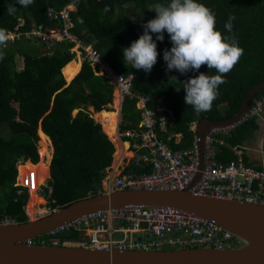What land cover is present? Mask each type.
Returning a JSON list of instances; mask_svg holds the SVG:
<instances>
[{
	"label": "trees",
	"instance_id": "obj_1",
	"mask_svg": "<svg viewBox=\"0 0 264 264\" xmlns=\"http://www.w3.org/2000/svg\"><path fill=\"white\" fill-rule=\"evenodd\" d=\"M155 2L33 0L27 7H22L16 0H0V129H7L10 133L9 140L0 137V216H8L16 223L28 220L24 213L27 193L24 188L14 185L16 163L30 160L35 173L40 170L46 173L47 163L41 161L40 153L42 143L48 144V139L53 148L47 179L50 192L46 188L43 191L48 194L50 208L67 207L72 202L96 195L114 154L112 142L86 111L87 107L94 112L110 111L113 87L103 76L96 75L86 62L66 84L61 70L75 55L70 52L72 44L62 41L48 47L36 37L2 40L15 26L19 25L21 32H28L34 26H60L59 18H50L49 12L56 13L72 3L74 10L69 12L73 24L71 32L82 43L102 54L115 69L126 75L131 73L132 91L148 97L149 107L162 105L173 110L174 120L167 126L163 137L180 134L178 143L173 139L169 141V146L175 151L190 147L193 136L189 129L191 122L231 117L246 92L264 80V0H200L215 13V27L222 35L235 36L243 52L233 68L223 74L224 83L219 85V94L212 101L211 108L199 115L194 114L191 106L184 104L183 89L176 91L175 88L182 87L181 81L199 72L213 75L216 70L202 64L196 72L190 70L183 75L175 69L166 71L161 55L163 49L171 47L167 33H164V41H157V60L149 72L130 68L124 61L119 65L121 49L142 34L143 23L154 18L155 13L149 8ZM13 6L16 11L9 13L8 9ZM229 16L234 17L230 33L224 28ZM151 35L155 39L156 34ZM16 58L21 59V68H16ZM260 100L264 101V89L255 94L248 107ZM135 103V97H124L120 107V132L139 122L140 113ZM222 105L225 106L223 109ZM74 110L76 113L73 115ZM257 115L222 136L224 145L216 146V161L227 163L234 160L232 148L243 151L246 137L258 129ZM37 131L40 138L39 161ZM243 160L247 162L244 153ZM131 163V174L150 172V167L144 163ZM39 179L36 176L37 185L42 182ZM45 203L41 197L31 195L29 212L38 211ZM59 238L76 241L80 235L66 232Z\"/></svg>",
	"mask_w": 264,
	"mask_h": 264
},
{
	"label": "built area",
	"instance_id": "obj_2",
	"mask_svg": "<svg viewBox=\"0 0 264 264\" xmlns=\"http://www.w3.org/2000/svg\"><path fill=\"white\" fill-rule=\"evenodd\" d=\"M70 11L71 6H67L56 13L49 12L50 18H59L60 26H34L28 32H21L18 25L1 39L13 41L20 37L25 40L36 37L48 47H52L57 42H69L72 44L70 52L77 53L83 62L91 66L96 75L103 76L113 87L118 105L122 103L124 97L136 98L135 107L140 113L139 122L120 132L118 121L116 136L119 143L123 142V138L126 139V151L132 153L130 160L134 161V164L148 165L150 172L142 174L117 172L115 174L109 168L101 180L97 194H110L124 190L174 191L188 188V192L192 195L264 207V166L257 167L244 162L243 152L236 148H232L234 160L222 163L214 159L216 146L224 145L222 136L227 135L235 126L262 113L264 101H257L252 107H248L236 123L211 128L204 135L203 167L198 180L190 186L199 166L198 137L196 136L198 122L193 121L189 124V129L193 133L190 147L184 151L173 150L169 146V141L173 139L174 143H178L180 134H168L163 137L167 126L174 120L173 110L162 105L149 107L148 97L132 91L130 74L126 75L119 69H115L96 49L82 43L71 32L73 24L69 15ZM19 163L24 164L23 161ZM16 170L18 171L17 167ZM44 178L45 182L49 174ZM15 186L22 187L27 192L39 193L42 184L37 185L35 171L26 170L18 175ZM45 202L44 210H35L33 213L29 212L25 205L26 217L37 219L56 213L60 209L58 206L50 208L49 202L47 200ZM14 223L16 222L10 217L0 216V225ZM66 232H77L80 238L76 241H62L59 236ZM242 242L239 237L225 230L213 219L201 218L170 206L142 205L94 210L62 222L39 236L22 241L28 246L74 245L119 252L188 248L223 251L235 249Z\"/></svg>",
	"mask_w": 264,
	"mask_h": 264
},
{
	"label": "water",
	"instance_id": "obj_3",
	"mask_svg": "<svg viewBox=\"0 0 264 264\" xmlns=\"http://www.w3.org/2000/svg\"><path fill=\"white\" fill-rule=\"evenodd\" d=\"M261 89H264V80L246 92L238 110L231 117L216 121L203 119L198 122L196 136L199 166L190 186L198 180L203 167L204 135L211 128L236 123ZM126 205L170 206L201 218L213 219L225 230L239 237L245 246L223 251L188 248L119 252L79 246H28L22 243L85 213ZM247 238L255 240L256 245L250 246ZM0 264H264V207L192 195L188 188L174 191L124 190L97 194L72 202L50 215L28 219L24 223L0 225Z\"/></svg>",
	"mask_w": 264,
	"mask_h": 264
},
{
	"label": "clouds",
	"instance_id": "obj_4",
	"mask_svg": "<svg viewBox=\"0 0 264 264\" xmlns=\"http://www.w3.org/2000/svg\"><path fill=\"white\" fill-rule=\"evenodd\" d=\"M16 2L27 7L33 0ZM67 6H71V11L74 10L72 3ZM149 10L155 13L154 18L143 23L142 34L121 49L124 64L149 72L157 60V41H164V33H167L171 47L163 49L161 55L166 71L175 69L183 75L190 70L196 72L202 64L216 70L213 75L199 72L181 81L182 87L175 88L176 91L183 89L184 104L191 106L194 114L209 110L219 94V85L224 83L223 74L233 68L243 49L239 47L235 36L222 35L215 27V13L200 0H156ZM8 11L12 13L16 9L13 6ZM233 19V16H229L224 24L229 33ZM151 34H156L155 39ZM171 78L176 80L175 77Z\"/></svg>",
	"mask_w": 264,
	"mask_h": 264
},
{
	"label": "rangeland",
	"instance_id": "obj_5",
	"mask_svg": "<svg viewBox=\"0 0 264 264\" xmlns=\"http://www.w3.org/2000/svg\"><path fill=\"white\" fill-rule=\"evenodd\" d=\"M73 61H78L79 62V65H81L83 62L81 60V58L78 56L77 53H75V55L73 56L72 58ZM71 60V61H72ZM121 63V61H120ZM15 65H16V68H21L22 66V61L20 58H16L15 59ZM80 67V66H79ZM80 69V68H79ZM78 69V71H79ZM77 71V72H78ZM76 75V74H75ZM72 79V78H71ZM70 79V80H71ZM70 80L68 81H65V83L67 84ZM113 99H112V103L110 105V111H114L115 110V100H117L116 98V92L113 91ZM222 109L225 107L224 105L221 106ZM118 110H119V105H118V109H117V114H118ZM86 111L87 113H89V116L96 122L100 125L101 127V124H100V121L97 117V112H94L93 109L91 107H87L86 108ZM106 111V110H105ZM76 113V110L73 111V115ZM257 124H258V129H256L255 131H253L252 133H250L248 135V144H246V148L247 150L252 148L254 149V151L256 153H259L261 154L262 156H264V109L262 110V113L258 114L257 115ZM121 122V117H119L118 115V118H117V123ZM120 124V123H119ZM103 131V130H102ZM104 133V131H103ZM0 137L3 138V139H6V140H9L10 138V133L7 129H4V128H1L0 129ZM37 137H38V141H37V153H38V149H39V141H40V138L38 136V131H37ZM110 140V139H109ZM111 141V140H110ZM118 141V140H117ZM48 144H43L42 143V148H41V161L43 160L47 166V170H46V176L49 174V163H50V160H51V157H52V152H53V148H52V145L48 139ZM112 142V141H111ZM124 142V141H123ZM122 142V143H123ZM118 144H121L119 143V141L117 142ZM127 143V142H126ZM113 146H114V154H113V160H112V164H111V167H117L119 166L121 163H122V160L123 159H126V158H131L132 156V153L130 151H126V150H123L120 146L117 147L114 142H112ZM44 156L45 157V160L42 159ZM264 159V158H263ZM40 160V156H39V153H38V161ZM37 161V162H38ZM20 161H18L16 163V167L18 168V175L23 172V171H26V170H32V165H34L30 160H25L23 161L24 164L20 165L19 163ZM36 164V163H35ZM255 166H264V163H256L254 164ZM27 166V167H26ZM117 173V172H116ZM115 173V174H116ZM18 175L16 174V178H15V184L14 185H17V177ZM45 179V178H44ZM44 179L43 181L41 182L42 184V187H41V191L39 192L40 194H42V196L39 194V193H34L33 191H29L27 193V201H26V206L29 207V199H30V196L31 195H35L36 197H43L42 199L45 201V200H48V194L43 191V188H46L48 189L47 187V180L44 182ZM2 190L0 189V194H1ZM46 203L44 205H42L41 207L38 208V211H41V210H44V207H45ZM33 213V212H31ZM245 244L242 242L240 245H238L236 248H239V247H244Z\"/></svg>",
	"mask_w": 264,
	"mask_h": 264
},
{
	"label": "bare ground",
	"instance_id": "obj_6",
	"mask_svg": "<svg viewBox=\"0 0 264 264\" xmlns=\"http://www.w3.org/2000/svg\"><path fill=\"white\" fill-rule=\"evenodd\" d=\"M79 62L78 61H70L69 63H67L61 70V73L63 75V78L65 79V81L70 80L71 78H73L75 76V74H77L79 67ZM115 110L114 111H100L97 112V117L100 121L101 124V128L104 131V134L108 137V139H110L112 142H114V144L117 147H121L123 150L127 149V143L123 142L121 144H118L117 142V136H116V124H117V118H118V114H117V109H118V101L115 100ZM46 173L43 170H40L36 173V176L41 179H44ZM40 180V179H39ZM43 181V180H40ZM247 242L250 246H255L256 245V241L251 239V238H247Z\"/></svg>",
	"mask_w": 264,
	"mask_h": 264
},
{
	"label": "crops",
	"instance_id": "obj_7",
	"mask_svg": "<svg viewBox=\"0 0 264 264\" xmlns=\"http://www.w3.org/2000/svg\"><path fill=\"white\" fill-rule=\"evenodd\" d=\"M120 59L122 62L123 61L122 57H120ZM118 63L121 64L120 62H118ZM120 107H121V104L119 105V110H118L119 117H121ZM246 144H248V136L246 137V140L243 144V151H242L247 158V162L253 166H255L254 164L259 163V162L264 163V159H263L264 156H262L259 153H256L254 151V149H252V148L247 150V148L245 146ZM263 150H264V148H263ZM131 164L132 163H131V160L129 158L123 159L122 163L119 166H117V167H113V166L111 167L110 166L111 172H114V173L122 172L124 174L131 173V172H133V169L130 166Z\"/></svg>",
	"mask_w": 264,
	"mask_h": 264
}]
</instances>
